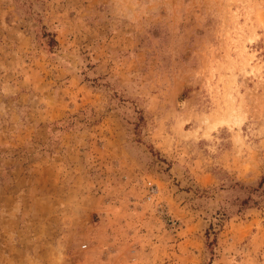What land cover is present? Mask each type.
<instances>
[{"label": "rangeland", "instance_id": "obj_1", "mask_svg": "<svg viewBox=\"0 0 264 264\" xmlns=\"http://www.w3.org/2000/svg\"><path fill=\"white\" fill-rule=\"evenodd\" d=\"M0 264H264V0H0Z\"/></svg>", "mask_w": 264, "mask_h": 264}, {"label": "trees", "instance_id": "obj_2", "mask_svg": "<svg viewBox=\"0 0 264 264\" xmlns=\"http://www.w3.org/2000/svg\"><path fill=\"white\" fill-rule=\"evenodd\" d=\"M52 44H56V41L53 38L48 40V45L50 46ZM261 186H263V181L260 183L259 187L261 188Z\"/></svg>", "mask_w": 264, "mask_h": 264}]
</instances>
